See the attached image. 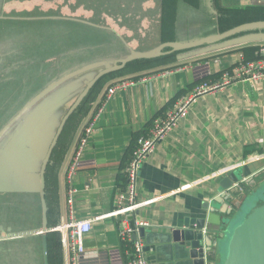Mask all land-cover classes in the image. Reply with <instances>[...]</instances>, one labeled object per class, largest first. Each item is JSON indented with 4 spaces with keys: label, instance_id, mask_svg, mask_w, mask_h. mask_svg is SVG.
<instances>
[{
    "label": "crops",
    "instance_id": "obj_1",
    "mask_svg": "<svg viewBox=\"0 0 264 264\" xmlns=\"http://www.w3.org/2000/svg\"><path fill=\"white\" fill-rule=\"evenodd\" d=\"M3 1L0 0V11L5 14ZM221 4L259 7L264 5V0H221ZM208 5L214 7V0H199L195 6L180 2L178 21L188 10L202 11ZM219 15L216 8L210 17L212 25L217 24ZM177 24L174 41H195L214 32L212 26L210 33L182 38ZM18 36V41L24 37ZM176 59L149 71L111 79L87 113L73 121L60 140L67 120L45 169L50 228L48 254L55 264H70L68 249L62 242L66 231L54 228L70 219L92 221V229L84 239L85 252L78 257V264H127L129 255L125 247L129 243L122 240L119 219L111 216V211L119 192L125 188L129 152L138 134L199 83L220 81L223 73H230L238 63L264 59V29L182 50ZM110 60L102 58L85 63L48 83L0 128V235L41 229L43 161L69 107L87 82L112 63ZM120 80H135V83L116 91L104 103L107 87ZM98 109L95 128L86 134L87 124ZM83 136L86 142L73 175L74 192L70 198L67 174ZM258 155H264V80H237L194 101L187 115L145 160L139 176V200L152 201L140 207L134 218L149 224L145 227V242L150 246L147 250L150 264H195L183 246L173 241L170 231L181 226L186 217L206 216L209 209L224 216L223 212L236 205L239 201L236 197L233 201L214 202L220 181L228 171L240 173L251 184L245 193L238 194L241 199L256 190L252 185L258 186L264 178V159L248 161ZM185 185L189 187L182 188ZM17 218H24L26 225L15 229ZM221 233L207 234L215 242ZM39 236L42 239V234L34 235ZM223 257L224 246L220 250L213 246L209 263L219 264Z\"/></svg>",
    "mask_w": 264,
    "mask_h": 264
},
{
    "label": "trees",
    "instance_id": "obj_2",
    "mask_svg": "<svg viewBox=\"0 0 264 264\" xmlns=\"http://www.w3.org/2000/svg\"><path fill=\"white\" fill-rule=\"evenodd\" d=\"M44 1L51 2L52 0ZM125 1L131 0H75V9L84 6L92 11V16L89 19L81 18V20L57 18V16L61 15L60 11L59 13L52 9H41L40 7L26 11V13L14 11L10 15H5L0 11V41L8 32L9 34H14L16 38L18 35L24 36L23 38H19V42H25V34L33 30V28L26 30L25 25L30 23L33 25H27L39 27L34 29L37 31L36 33L29 35L34 40L24 44V52L18 59L20 62L19 66H13L16 64L17 53L14 54V58L8 57L3 62V74L7 75L11 73V75H0V128L20 109L26 100L46 87L48 83L78 69V67L85 63L99 60L96 56L102 54L104 51V43L100 38L104 37L106 33H113V31L106 30L108 27L104 23L105 16L108 13L114 14L115 11H122L124 18L130 17L133 13L131 5L125 3L121 9H118L119 4H123ZM180 2L195 6L199 0H158V7H155L157 10H154L155 8L149 10L151 14H148V16L152 17L151 15L153 14L158 15V26L161 28H159L161 32L159 34L160 39L157 42L175 40L178 15L177 6ZM214 5L220 13L218 17V30L220 32L246 22L264 20V5L259 7H228L221 4V0H214ZM151 42L155 44V41ZM148 43L150 41L142 42V49H145ZM48 48L53 49V51L51 52L50 50L47 53L46 50ZM166 49L167 51L170 50V48ZM176 54V52H171L157 57L133 60L123 69L103 76L69 118L60 140L65 135L70 124L87 113L90 104L111 79L149 71L174 63L177 61ZM4 67L5 69H9V71H5ZM18 101H20L19 104H17ZM3 103H6V105H3ZM152 121L153 119L148 123L146 129L138 134L137 139L140 134L147 131ZM133 148L129 152L130 155ZM48 237H50V233H48ZM17 240L18 242H22V244L23 242H27L24 244L26 246L35 245L36 241H38L40 244L39 249L43 255L41 236L18 238ZM125 248L129 249V245H126ZM49 262H51L50 264H55L51 260V257Z\"/></svg>",
    "mask_w": 264,
    "mask_h": 264
},
{
    "label": "water",
    "instance_id": "obj_3",
    "mask_svg": "<svg viewBox=\"0 0 264 264\" xmlns=\"http://www.w3.org/2000/svg\"><path fill=\"white\" fill-rule=\"evenodd\" d=\"M256 29H264V20L243 23L224 32L201 37L195 41H167L159 44L152 50L132 51L129 55L113 60L111 64L98 71L87 82L85 87L75 99L74 103L69 107L58 127L51 147L43 161L40 185L43 211L41 229L31 232L0 235V240L42 234L44 264H50L47 241V233L50 228L48 226L47 204L45 199V169L67 120L103 76L123 69L133 60L152 58L162 54L171 53L172 51L186 50L207 44H213L233 37L238 33ZM165 48H170V50L163 52ZM241 177L242 175L240 173L228 171V173H226L220 181L219 195L215 198L214 202L221 203L225 200L233 201L235 197L239 200L236 205L235 203L232 204L230 209L223 212L224 216L218 214V212L214 209H209L206 216L197 218L186 217L181 226L173 228L170 231L169 234L171 235L173 241L183 246V249L188 252V256L194 259L195 264L208 263L210 261L209 252L212 251L213 246L217 247L218 250L222 249L224 246V257L222 259V263L219 264H264V199L259 200L257 204L249 209L242 221L235 224L236 219L240 216L248 204L256 199L258 191L263 187V181H261L258 186L254 183L252 187H255L256 190L245 194L243 199H241L238 194L245 193L249 185H251L248 178L243 180ZM205 210H207V208ZM207 231H216L217 233L221 231L222 236H218L216 241L213 242L207 234ZM139 234L143 239L146 238L147 233L145 227L140 228ZM133 238H136V235H134ZM225 241L227 243V248L225 247ZM149 247V244H147L146 250H148Z\"/></svg>",
    "mask_w": 264,
    "mask_h": 264
},
{
    "label": "rangeland",
    "instance_id": "obj_4",
    "mask_svg": "<svg viewBox=\"0 0 264 264\" xmlns=\"http://www.w3.org/2000/svg\"><path fill=\"white\" fill-rule=\"evenodd\" d=\"M123 1V0H122ZM128 3L131 5L133 11L132 15L128 18L122 16V11H115L114 14H106L105 16V26L108 27L107 31H113L112 34L106 33L104 37L100 39L103 41L102 54L97 55V59H115L123 58L129 55L132 51H147L152 50L157 47V45L163 42H157L160 39L161 28L158 26V15L148 16L149 10H153L155 7H158V0H131L125 1L123 4H119L118 9H121L122 6ZM3 12L9 14L11 12L17 11L26 13V11H31L35 7H40L41 9H52L53 11H60L61 15L57 18L68 19V20H81L89 19L92 16V11L89 8L84 6L78 7L75 9V0H56L51 2H45L44 0H5L1 4ZM212 7V8H211ZM154 10H157L156 8ZM140 11V13H139ZM59 12V13H60ZM215 6H206L204 10L190 9L182 18L178 21L177 15V24L179 28V36L182 38H191L192 36L200 37L204 34L205 31L208 33L211 32L212 26L214 27V32H211L207 36L215 35L221 33L218 30L217 24L210 21V17L215 14ZM105 14V13H104ZM204 17H209L208 19ZM215 19V18H214ZM30 21V20H27ZM28 25H33L27 23ZM25 25L26 30L33 28L28 34H25V42L20 43L18 38H14V34H8V32L3 36V41L0 43V75L3 76V62L6 58L10 57L12 54H15L17 51L18 58L24 52V44L34 40L29 35H33L37 31L34 29L39 28L38 26H28ZM160 28V29H159ZM106 31V32H107ZM13 37V38H11ZM150 41L148 45L145 46V49H142V42ZM151 41H155V44ZM172 41V40H169ZM122 42V44H121ZM167 42V41H166ZM46 49V48H45ZM44 49V50H45ZM51 48L46 50L49 53ZM53 49L51 50V52ZM165 48L163 52H166ZM179 51V52H178ZM176 52V55H179L180 51ZM164 55V54H162ZM161 56V55H160ZM177 57V56H176ZM11 58V57H10ZM19 61L16 59V64L13 66H19ZM12 68V65H11ZM5 69V67H4ZM7 69V68H6ZM9 71V69L5 70ZM14 74V72H13ZM11 73H8L4 76H9ZM23 75V74H22ZM0 76V77H1ZM115 83V82H114ZM108 82L106 83V85ZM264 159V155H262ZM264 179V178H263ZM244 180V179H243ZM263 181V180H260ZM250 187V186H249ZM248 187V189H249ZM249 192V190H248ZM264 199V185L258 191L256 199L250 202L248 206L243 210L240 216L236 219L235 224L240 223L245 216V214L251 209L259 200ZM15 229L22 228L26 225L24 218H17L15 221ZM38 240V239H37ZM227 240V239H226ZM8 241V240H6ZM4 242L0 240V264H44L43 255L41 253L40 244L36 241L35 245L26 246L24 245L27 242H18V240H13L10 242ZM226 248L227 243L225 241ZM24 245V246H22ZM39 249V250H37ZM222 263V261H220Z\"/></svg>",
    "mask_w": 264,
    "mask_h": 264
},
{
    "label": "built area",
    "instance_id": "obj_5",
    "mask_svg": "<svg viewBox=\"0 0 264 264\" xmlns=\"http://www.w3.org/2000/svg\"><path fill=\"white\" fill-rule=\"evenodd\" d=\"M237 80H264V59L251 63H238L231 69L230 73H223L220 81H203L199 83L192 92L180 97L173 106L166 108L160 115L155 117L147 131L139 135L125 169V188L119 192L116 205L111 211V216L119 219L122 240L129 243V249L127 250L129 258L127 264H150L145 239L139 234L140 228L146 227L149 224L146 221H138L134 218L135 213L140 207L152 201L149 199L141 201L138 198L137 187L143 163L156 150L158 143L163 141L178 122L187 115L190 106L198 97L220 90L225 85ZM134 83L135 80H120L108 86L103 102H107L116 91L125 89ZM98 116L99 109L94 118L88 122L86 134H90L93 131L95 128V119ZM85 142L86 137L83 136L74 161L68 170L67 183L69 185L70 198L74 192L72 184L73 175L79 163V157ZM262 158L263 156L258 155L255 158L249 159L248 162L259 161ZM243 163L247 164V161H243ZM188 187L189 185H185L182 188ZM130 216L133 217L132 220H130ZM54 228L66 231L62 242L68 249L70 255L69 262L70 264H78V257L85 252L84 239L85 235L92 229V221L90 219H70ZM134 235H136V238H133ZM206 264L210 263L208 262Z\"/></svg>",
    "mask_w": 264,
    "mask_h": 264
}]
</instances>
